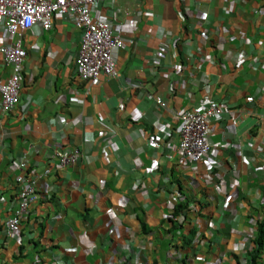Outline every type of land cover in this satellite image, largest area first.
I'll return each instance as SVG.
<instances>
[{
	"label": "crops",
	"instance_id": "crops-1",
	"mask_svg": "<svg viewBox=\"0 0 264 264\" xmlns=\"http://www.w3.org/2000/svg\"><path fill=\"white\" fill-rule=\"evenodd\" d=\"M96 15L125 45L112 53L119 78L94 86L75 76L81 31L68 18L0 31V46L27 51L19 104L0 109V264H246L264 222V0L102 1ZM9 74L0 53V81ZM210 100L226 112L209 158L180 162L166 134ZM55 150L78 162L46 176Z\"/></svg>",
	"mask_w": 264,
	"mask_h": 264
},
{
	"label": "built area",
	"instance_id": "built-area-1",
	"mask_svg": "<svg viewBox=\"0 0 264 264\" xmlns=\"http://www.w3.org/2000/svg\"><path fill=\"white\" fill-rule=\"evenodd\" d=\"M98 0H0V31L5 27L10 35L16 36L38 24L44 31L52 28L55 15L67 16L73 24L82 29V38L75 60V76L89 86L100 84L103 79H116L119 72L112 58L114 49L123 48L125 43L119 33H115L104 21H93L91 7ZM5 67L10 71L5 81H0V109L6 114L20 101L22 72L27 52L19 40L14 45L0 47ZM157 107L164 111L165 101L156 100ZM225 108L215 100H210L202 107L182 112L178 126L169 128L166 137L175 139L176 152L180 162L184 160L197 164L209 158L211 145L209 139L211 121L225 115ZM79 151L71 153L56 151L53 158L61 167L74 166L78 162ZM21 171L27 169L26 162L20 164ZM50 170H46L48 176ZM35 183L21 191V204L16 213L7 220V236L12 237L21 230L22 220L29 203L36 197Z\"/></svg>",
	"mask_w": 264,
	"mask_h": 264
},
{
	"label": "clouds",
	"instance_id": "clouds-1",
	"mask_svg": "<svg viewBox=\"0 0 264 264\" xmlns=\"http://www.w3.org/2000/svg\"><path fill=\"white\" fill-rule=\"evenodd\" d=\"M102 1H110L113 5L116 3V0H98V4L96 5V6H92L91 7V11H92V13H91V17H92V19H93V21H99V20H101V21H104V22H107L109 25H110V27L112 28V25H111V23L110 22H108V21H106V20H103V19H98L97 18V15H96V13H98V11H99V9H100V6H101V3H102ZM55 16H62V15H55ZM55 16H54V18H55ZM62 17H66V18H68L67 16H62ZM54 18H53V21H54ZM68 20L71 22V20L68 18ZM72 23V22H71ZM75 25V24H74ZM36 26H39L40 27V25H38V24H36V25H34L33 27H36ZM76 26V25H75ZM32 27V28H33ZM52 27H53V23H52ZM77 27V26H76ZM32 28H30V29H28V30H25V31H23V33H25V32H27V31H30ZM41 28V27H40ZM78 28V27H77ZM3 29H5V27L3 28ZM42 29V28H41ZM52 29V28H51ZM51 29L49 30V31H51ZM80 31H81V38H82V29H80V28H78ZM6 30V29H5ZM43 30V29H42ZM112 30L115 32V33H119V32H117L116 30H114L113 28H112ZM7 31V30H6ZM44 31V30H43ZM44 32H48V31H44ZM7 34L9 35V36H13V35H10L8 32H7ZM120 34V33H119ZM19 35H22V33L21 34H18V35H16V36H19ZM121 35V34H120ZM122 36V35H121ZM15 37V36H14ZM122 39H123V37H122ZM124 40V39H123ZM19 41V40H18ZM17 41V42H18ZM16 42V43H17ZM15 43V44H16ZM81 43V42H80ZM125 43V42H124ZM14 45V44H13ZM1 46H3V45H1ZM0 46V47H1ZM23 47V46H22ZM24 48V47H23ZM80 48V47H79ZM120 49H122V48H120ZM115 50V49H114ZM26 51V50H25ZM27 52V51H26ZM1 53V52H0ZM112 53H113V51H112ZM1 55H2V53H1ZM78 55V54H77ZM2 58H3V56H2ZM113 58V57H112ZM26 59H27V57H26ZM26 59H25V61H26ZM25 61H24V63H25ZM114 61V60H113ZM119 72V71H118ZM10 75V74H9ZM119 78V77H118ZM117 79V78H116ZM22 83V82H21ZM85 83V82H84ZM86 85H88V84H86ZM89 86V85H88ZM91 86H94V85H91ZM21 92V91H20ZM150 95H148L147 97H149ZM150 100H154L155 101V105H156V107H157V103H156V100H159V98H154V99H150ZM162 100V99H161ZM164 101V100H163ZM167 104V103H166ZM168 106V105H167ZM158 108V107H157ZM159 109V108H158ZM160 110V109H159ZM162 111V110H161ZM264 117V116H263ZM152 141H154L155 139H156V137H152ZM176 146V145H175ZM56 151H58V150H55L54 152H53V154L56 152ZM53 154H52V157H51V164H52V166H50V168H48L49 170H50V174H52L53 173V167L56 165V169L57 168H65V167H61L56 161H55V159L53 158ZM199 163H201V162H199ZM199 163H197V164H199ZM182 164V163H181ZM67 167H69V166H67ZM48 169H46V170H48ZM27 170V169H26ZM46 172V171H45ZM50 174H48V175H50ZM35 185V184H34ZM36 194H37V192H36ZM21 228H22V225H21ZM21 231V230H20ZM15 236V235H14ZM13 237V236H12ZM250 245H252V248L254 247V243L253 242H251V244ZM249 245V246H250Z\"/></svg>",
	"mask_w": 264,
	"mask_h": 264
},
{
	"label": "trees",
	"instance_id": "trees-1",
	"mask_svg": "<svg viewBox=\"0 0 264 264\" xmlns=\"http://www.w3.org/2000/svg\"><path fill=\"white\" fill-rule=\"evenodd\" d=\"M188 206L186 204H180L175 208V212L173 217H178L186 212ZM173 229H176V226H173ZM144 231H146V227L144 226ZM254 247L253 250L248 254L250 261L248 260L246 264H257L258 260H260L264 251V222L258 225L257 236L253 240Z\"/></svg>",
	"mask_w": 264,
	"mask_h": 264
}]
</instances>
